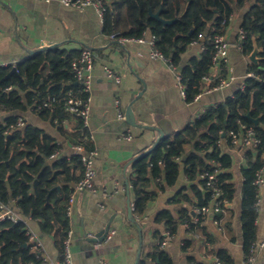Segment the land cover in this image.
Listing matches in <instances>:
<instances>
[{
    "label": "trees",
    "instance_id": "obj_1",
    "mask_svg": "<svg viewBox=\"0 0 264 264\" xmlns=\"http://www.w3.org/2000/svg\"><path fill=\"white\" fill-rule=\"evenodd\" d=\"M101 1L105 9V32L129 38H139L149 32L157 37V47L177 67H180L183 54L194 41L205 46L206 50L200 57L191 59L181 68L187 88L186 101L189 103L194 102L206 88L204 77L208 76L212 81L209 87L217 86L220 79L226 78L224 64L219 77H213L214 45L209 37L224 33L229 19L237 11H244L241 25L247 34L243 43L244 54L249 55L254 50V41L262 48L260 56L263 59L258 65L251 67L252 74L245 79L244 89L237 90L233 98L226 99L217 107L207 108L198 119L172 136L166 134L155 149L142 154L132 163L133 172L128 178L135 207L134 215H144L159 191L176 184L183 166L185 174L194 183L189 190H180L170 202H185L192 205V208L188 210L183 207L176 213L169 209L162 210L157 214L155 223L170 233H175L180 224L188 223L192 236L201 234L212 244V236L203 220L193 223L194 208L211 201V191L206 187V180L199 178L200 174L205 171L213 172L219 166L222 169L231 166L232 159L221 152L218 141L228 137L231 131H238L241 124L252 128L264 141V0ZM157 13L162 20L173 22L163 24L151 15ZM200 34L204 35L201 39ZM67 55L58 47L40 52L20 63L17 74L10 77V67L0 68V109L2 112L16 113L9 116L6 122H0V201L7 203L12 198L17 199L23 213L39 219L44 231L61 232V242L68 233V220L66 216L63 218L58 215L62 211L66 214L65 204L74 186L70 188V183H77L82 177L72 175L67 158L48 164L50 158L61 149L52 136L31 124L25 128L16 124L18 116L29 110L35 111L42 118L51 116L56 126L71 115L64 110V102L68 92L79 93L80 86L74 82L70 70L75 58ZM7 88L11 89L6 90ZM45 103L48 105L44 106ZM71 117L78 124L73 126L69 138L75 144H85L87 148H92L86 142L88 131L81 120L73 115ZM252 119H258V123L254 124ZM254 150L256 158H251L243 171L245 181L241 220L246 257L250 255L251 247L257 239L259 189L254 181L257 171L264 164L262 147ZM73 161L83 170L78 156ZM228 178L227 174L221 172L217 175V183L222 191L220 199L231 202L235 196V187ZM59 182L63 185L62 196H59V201L63 199L64 202L61 207L57 206L58 201L52 206V199L49 202L46 199V189H51ZM32 183L35 184L34 193L31 192ZM227 211L229 209L224 205L223 212L215 214V218L223 221ZM54 213L58 214V219ZM160 233H156L159 242L154 243L147 253H142L137 264H174L171 255L160 246V241L165 236ZM194 242L192 238L186 239L183 249L189 250ZM209 252L215 254L222 264H234L233 256L226 249L210 247ZM41 263L29 244L25 223L0 221V264Z\"/></svg>",
    "mask_w": 264,
    "mask_h": 264
},
{
    "label": "crops",
    "instance_id": "obj_2",
    "mask_svg": "<svg viewBox=\"0 0 264 264\" xmlns=\"http://www.w3.org/2000/svg\"><path fill=\"white\" fill-rule=\"evenodd\" d=\"M243 15L244 11H237L236 15L231 16L224 30L231 45L226 64V77L231 75L233 80L228 87L216 89V86L209 87L212 81L208 77V81L203 80L206 88L200 97L189 103L180 95L175 85V74L168 64L151 59L148 45H120L112 39L111 35L105 32L104 22L94 5L75 9L57 1L46 3L42 0H0V62L20 64L44 52L31 53L42 45H53L48 50L58 47L73 58H76L83 49H90L95 57L92 71L91 113L88 128H85L88 131L86 142L97 151L95 183L107 189L113 197L106 203L105 210H101L100 197L83 192L78 194L70 216L66 212L64 215L63 211L61 215L54 213L56 218L57 215L63 218L66 216L68 231H73L74 264H137L141 254L147 253L154 243L159 242L157 231L165 235L160 243L164 241L167 233L173 235L172 240L165 247L160 246L171 255L174 264H212L217 256L209 252L210 247L226 249L233 256L234 264H245L241 220L245 181L243 171L248 167L250 159L256 158L257 153L253 148L234 144L229 135L218 141V147L223 154L232 159V164L226 169L219 166L215 171L229 176L228 181L235 187V196L226 204L229 211L221 221L222 230L214 223L212 214L203 219L204 226L212 236V244L201 234L192 236L189 227L186 226L188 223L180 224L175 233H170L169 230L155 223L157 214L162 210L169 209L176 213L183 207L188 210L192 208V205L185 202L181 204L170 202L180 190L184 188L189 190L194 183L185 174L183 166L176 184L159 191L144 215L133 214L134 221L127 216V188L130 189L128 178L133 172L132 163L142 154L156 148L160 137V132L155 129L158 128V123L161 122L166 134L172 136L193 123L207 108L217 107L226 99L233 98L237 90L244 89V81L252 74L250 70L255 64L249 60L251 53L244 54L239 35ZM205 50V46L201 43L190 45L182 56L181 65L177 67L178 71L181 72V68L187 65L188 61L200 57ZM261 53L262 48H259V63L263 59ZM106 67L120 77L119 84L107 76ZM212 74L215 79L221 73L213 67ZM9 89L11 88L6 90ZM72 92L74 93L69 91L67 97ZM116 100L120 101L125 115L128 107L131 106L136 126L129 124L126 119L122 121L117 118ZM11 115L16 113L10 114L0 109V122H6ZM20 118H23L24 128L31 124L42 129L61 147L58 153L50 158L48 164L67 158L72 168V175L83 177L82 168L73 161L77 156L74 146L78 144L69 138L73 126L78 124L77 120L69 115L68 119L62 120L61 125L56 126L51 116L42 118L32 110L20 114L18 121ZM55 122L57 123V120ZM127 134L131 135V139L124 137ZM184 158L185 156L181 161ZM74 184L75 181L71 182L70 188ZM62 188L63 185L59 182L51 189H46L47 202L52 199V206L55 201H58L56 203L59 207L64 204L63 199L59 201ZM31 192H35L34 183L31 184ZM130 195L132 201L131 192ZM10 201L24 217L25 228L31 230L42 242L41 264H55L63 252L62 233L58 230L44 231L39 219L23 213L17 204V199L12 198ZM66 207L67 203L65 211ZM109 221H112L110 230H115V234L96 246V241L88 237V234L97 235L105 229ZM256 225L255 243L258 244L264 240V188L259 191ZM191 238L195 241L194 245L189 250H184L186 239ZM254 264H264V247L257 252Z\"/></svg>",
    "mask_w": 264,
    "mask_h": 264
},
{
    "label": "built area",
    "instance_id": "obj_3",
    "mask_svg": "<svg viewBox=\"0 0 264 264\" xmlns=\"http://www.w3.org/2000/svg\"><path fill=\"white\" fill-rule=\"evenodd\" d=\"M46 3H51L53 1H57L60 4L71 7L75 9H83L87 6L94 5L98 11V15L101 20H104V5L101 0H42ZM240 39L242 43L245 42L247 38L246 32L241 29L240 30ZM204 35L200 34L199 39L203 38ZM111 38L116 40L120 45H128V44H138V45H148L150 48L149 57L153 60H161L168 64V66L172 69L175 74V85L180 91V95L182 98L186 100L187 97V88L183 81V76L180 71H178L177 66L172 63V61L163 53V51L157 47V37L153 34L145 33L142 37L139 38H129L122 37L118 34H112ZM212 40L214 45V56H213V67L215 69L221 70L222 64L226 66L229 59V51H230V42L224 33H216L209 37ZM198 41H194L192 44H196ZM191 44V45H192ZM95 57L93 52L90 49H83L80 54L72 61L71 63V72L73 79L80 86L79 93H69L68 97L64 102L65 111L68 114L79 118L85 128H88L90 113H91V87H92V71L94 68ZM19 65L18 62L12 63H3L0 62V68L5 67H15ZM105 73L108 77L114 79V81L119 84L120 77L116 75L113 70L106 67ZM204 81H208V76L203 78ZM233 80V77L229 75L226 78L220 79V83L216 86V89H222L224 87H228L230 81ZM200 95L196 97L198 99ZM48 104L45 103L44 106ZM115 108L117 113V118L119 120L124 121L126 119V115L124 110L122 109L121 103L119 100L115 101ZM18 127L24 126L23 118H20L18 123L16 124ZM231 141L238 145L242 144L243 146L250 148L262 147L264 150V141L258 137L257 133L250 127L245 124H241L240 129L238 131H231L229 133ZM126 139H131V135L127 134L124 136ZM88 138V137H87ZM91 138H93L91 136ZM88 140V139H87ZM90 141V139H89ZM74 150L76 155L80 158V161L83 166V177L77 183L74 184L73 189L68 197L66 213L67 215H71L73 211V207L76 204L78 194L83 192H89L93 195L100 197L99 208L101 210H105L106 203L113 197L111 193L108 192L107 189H104L95 183L97 171L95 168V160L97 158V151L93 148H87L85 144H78L74 146ZM218 171L209 172L205 171L200 174V178L202 180H206V187L211 191V201L209 204L204 205L202 207L194 208V221L193 223L197 224L199 221L205 219L210 214L213 215V221L218 226L220 230L221 221L215 218V214L223 212L224 205L227 204L226 201H222L220 196L222 191L217 183V175ZM254 184L258 187L259 191L264 188V164L256 173V179ZM259 199V194H258ZM132 205V211L134 214L135 207ZM258 207V206H257ZM9 220L14 223H20L24 221V217L22 216L20 210L13 205L12 201H8L7 203H3L0 201V221ZM189 227L188 224H186ZM26 234L29 238V244L32 246L33 251H35L36 257L41 258L42 256V242L36 237L35 234L31 232L28 228H26ZM115 234V230H110V232L105 237L104 241L109 240L112 235ZM88 237L92 239L96 237V235L88 234ZM173 235H166L164 241L160 243L162 247H165L170 240H172ZM99 241H96V246H99ZM73 231L69 230L66 238L63 241V252L61 254V258L56 261L55 264H74L73 262ZM264 247V240L259 242L258 244L254 243L250 250V255L245 257V264H254L257 252ZM212 264H222L221 260L216 257Z\"/></svg>",
    "mask_w": 264,
    "mask_h": 264
},
{
    "label": "water",
    "instance_id": "obj_4",
    "mask_svg": "<svg viewBox=\"0 0 264 264\" xmlns=\"http://www.w3.org/2000/svg\"><path fill=\"white\" fill-rule=\"evenodd\" d=\"M151 15L154 18L158 19L160 22H162L165 25L171 24L173 22V21H165V20H162L160 18V16H159V13H157V14H151ZM52 47H53V45H44V46L42 45L38 50L31 51V53L32 54H35V53H37L39 51H45V50H48V49H50ZM258 53H259L258 45L254 41V50L249 55V60H250V62L252 64H255V65H258L259 64L260 57H258ZM13 74H17V71H16V68L15 67H12L10 73L8 74V77H10ZM248 117H250V115H248ZM126 120H127V122L129 124L136 126V123H135V115H134V113H133V111L131 109V106L128 107V110L126 112ZM252 121H253L254 124H257L258 123V119H252ZM155 129L160 132V137H159V141H160L164 137V135L166 134L165 128H164L163 124L161 122H159L158 123V128H155ZM158 142H157V144H158ZM134 160H136V159H134ZM127 185H128V183H127ZM56 188L60 189V187H56ZM131 204H132V201H131L130 189L127 188V216L129 217V219L131 221H134V216H133V211H132V205ZM111 222L112 221H109V223L106 225L105 229H103L100 233H98L96 235V237L93 238L92 240L93 241H99V242L104 241L105 237L109 233L110 226H111Z\"/></svg>",
    "mask_w": 264,
    "mask_h": 264
},
{
    "label": "rangeland",
    "instance_id": "obj_5",
    "mask_svg": "<svg viewBox=\"0 0 264 264\" xmlns=\"http://www.w3.org/2000/svg\"><path fill=\"white\" fill-rule=\"evenodd\" d=\"M237 13H235V15H236Z\"/></svg>",
    "mask_w": 264,
    "mask_h": 264
}]
</instances>
